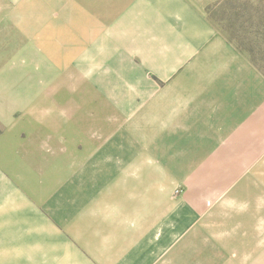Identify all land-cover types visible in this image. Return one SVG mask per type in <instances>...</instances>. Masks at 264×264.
<instances>
[{
    "label": "crops",
    "instance_id": "1",
    "mask_svg": "<svg viewBox=\"0 0 264 264\" xmlns=\"http://www.w3.org/2000/svg\"><path fill=\"white\" fill-rule=\"evenodd\" d=\"M256 1L0 0L40 70L102 74L131 91L116 105L135 121L103 131L102 160L64 161L42 145L61 132L27 122L35 71L6 67L27 98L1 122L0 264H264V75L238 42L264 43V28L212 16Z\"/></svg>",
    "mask_w": 264,
    "mask_h": 264
},
{
    "label": "rangeland",
    "instance_id": "2",
    "mask_svg": "<svg viewBox=\"0 0 264 264\" xmlns=\"http://www.w3.org/2000/svg\"><path fill=\"white\" fill-rule=\"evenodd\" d=\"M257 5L261 4L256 1V4L253 5H226L223 8L214 10L212 16L217 20L221 19L225 21L224 25H234L235 28H238L237 31L240 33L249 32L250 29L246 25H243V23L247 21V11L250 14V10L253 11L254 9L257 13H255V15H257L256 17L264 19V8ZM252 14L254 15V13ZM15 19H17V15H15ZM21 29V25H15L9 22H5L4 24V21L0 19L1 131L7 127L6 125L4 126V124L2 125L1 122L3 120H8L9 117H12L17 121L22 117L20 115L22 112L19 113L18 108L20 106H13L15 105L14 101L15 103L19 101L22 102L24 98H27V96L24 97L23 91H18L16 88L13 89V87L9 89V86L13 85V83L8 84L4 81L2 73L7 66H27L32 69L31 71H35L34 75L30 74V90L27 89L25 91V95L30 94L28 95L29 98L26 99L29 102V105L26 106L28 124L33 125L31 129H45L46 131L61 132V134H48V136L44 138V143H42L43 147L45 146L48 153L53 151L61 152V157H63L62 160L64 161L73 160L80 162L87 160V151L93 148L96 152L95 161L102 160L101 153L97 154L99 148L103 145V142L114 139H103V131H129L133 130L135 127L133 111H130L131 114H129L127 118L125 115L122 117L119 114L121 107H119V104L116 105V103H119V100H125L128 93L131 91L104 90L102 88L104 85L102 82L103 75L95 74L94 77H90L87 75L86 67L84 66L83 68H78V73L75 71L72 72L71 68L57 75L45 73L39 69L41 64L43 65L42 59L39 57H32L34 50L38 48V43L23 41L21 39ZM252 30L255 33L261 32L259 26L255 24ZM238 42L239 45L245 49L251 48L250 50H252L253 54L258 58L259 64L264 67V43L258 42L257 44V42L254 41L252 43L253 47H251V43L246 40L241 43L238 39ZM22 51H27V54L24 56ZM26 61H31V63L27 65ZM41 71L43 73H41ZM36 80L41 81V85L43 81H47L46 89L42 90V87L41 89H37L38 84H35ZM55 81L60 83L58 88L54 86ZM26 82L29 85L30 78H28ZM105 86L107 87L106 84ZM7 100L9 102H6ZM122 113L123 112H121V114ZM58 117L64 120L60 121ZM75 130L78 132L77 137L72 138L70 131ZM91 132H94L93 137ZM128 140L133 139L128 138ZM76 141L79 149L78 154L75 149L71 148L76 145L74 144ZM48 156H50V154H48ZM181 192L182 189L180 187L177 189L176 194H181ZM22 237L23 234L21 233L14 234V240L16 242H21ZM27 238L30 239L31 243L34 242L33 235Z\"/></svg>",
    "mask_w": 264,
    "mask_h": 264
},
{
    "label": "trees",
    "instance_id": "3",
    "mask_svg": "<svg viewBox=\"0 0 264 264\" xmlns=\"http://www.w3.org/2000/svg\"><path fill=\"white\" fill-rule=\"evenodd\" d=\"M257 6H261L262 8H264V5H257ZM246 10V9H245ZM254 11V12H253ZM253 11H251L250 10V14H249V12L247 11V14H248V17H247V19L249 20V22L248 21H245L243 24L244 25H247V23H249L250 24V21L251 20H255V19H258V25H259V29L261 30L262 28H264V19H263V23H261L262 21V18H260V17H256L257 15H255V13H256V11L253 9ZM245 12V11H244ZM252 13H254V15L252 14ZM257 14V13H256ZM259 15V14H258ZM251 25V24H250ZM252 25H254V24H252ZM247 26L249 29H252V28H254V26ZM226 28H227V30H229L230 32H231V29H233L234 30V28H235V26L234 25H231V24H228V25H226ZM233 32H237V31H233ZM239 32V31H238ZM259 33H261V32H259ZM233 35V34H232ZM233 37V36H232ZM241 42V41H240ZM242 43V42H241ZM251 48H248V49H246V51L249 53V55H250V58H251V60H252V62L254 63V65L258 68V70H260L261 72H262V74L264 75V67L263 66H261V64H259V60H258V58L253 54V51L252 50H250ZM2 133V131H1V129H0V134Z\"/></svg>",
    "mask_w": 264,
    "mask_h": 264
}]
</instances>
